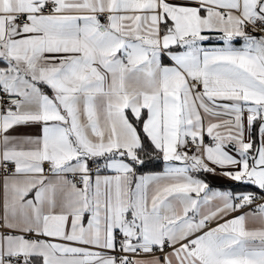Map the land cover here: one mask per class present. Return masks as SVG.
Segmentation results:
<instances>
[{
    "label": "snow or ice",
    "instance_id": "6c2138e0",
    "mask_svg": "<svg viewBox=\"0 0 264 264\" xmlns=\"http://www.w3.org/2000/svg\"><path fill=\"white\" fill-rule=\"evenodd\" d=\"M0 264H264V0H0Z\"/></svg>",
    "mask_w": 264,
    "mask_h": 264
}]
</instances>
